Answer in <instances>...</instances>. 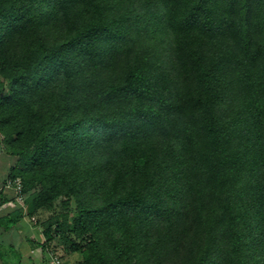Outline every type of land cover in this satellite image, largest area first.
Returning a JSON list of instances; mask_svg holds the SVG:
<instances>
[{
	"label": "trees",
	"instance_id": "16d2710c",
	"mask_svg": "<svg viewBox=\"0 0 264 264\" xmlns=\"http://www.w3.org/2000/svg\"><path fill=\"white\" fill-rule=\"evenodd\" d=\"M0 139L4 232L47 211L74 264H264V0H0Z\"/></svg>",
	"mask_w": 264,
	"mask_h": 264
},
{
	"label": "rangeland",
	"instance_id": "374dc122",
	"mask_svg": "<svg viewBox=\"0 0 264 264\" xmlns=\"http://www.w3.org/2000/svg\"><path fill=\"white\" fill-rule=\"evenodd\" d=\"M5 149H6V146L2 143V141L0 139V185L2 183V186L0 188V189H2L0 191V195L3 196L4 194H6V196L8 195V197L10 199L12 197H14L13 199L17 200V198L18 199L20 198L18 193H16L11 187H6L9 184V181L14 180V179H11L8 175H9L11 167L13 166V162L15 161V159L12 158L11 156H9L6 153ZM3 179H5V180H3ZM4 182H8L7 185L4 186V184H6ZM22 203L23 202L19 199V204L22 205ZM19 204H17V205H19ZM14 207L15 206H12L11 204H9L7 206H3L2 209L14 208ZM58 207H59V204H58ZM56 211L60 212L61 209L57 208ZM50 216H51L50 212L44 211V212L39 213L33 219L26 217L25 222H26L27 226H29V229H25V228L20 229L21 234H19L20 236H18V238H15V240L20 241L21 239H23L27 235V231L29 230V236L31 237V240L33 242L39 241V239H40L39 237H42L41 233L43 230L42 227L40 226L41 222L46 221ZM45 242L46 241H44L43 244H45ZM27 245L28 244L26 243V247H27ZM43 251L46 254V258H45L46 261L42 260V259L37 260V261H39V264H54L55 260L60 261L61 264H68V263L72 264L75 261L79 260L77 255L71 256V255H66L65 253H63L61 246L57 245V242H53L50 245L45 246V248H43ZM31 264H34V263H31Z\"/></svg>",
	"mask_w": 264,
	"mask_h": 264
},
{
	"label": "crops",
	"instance_id": "0c3cea01",
	"mask_svg": "<svg viewBox=\"0 0 264 264\" xmlns=\"http://www.w3.org/2000/svg\"><path fill=\"white\" fill-rule=\"evenodd\" d=\"M15 162V161H14ZM13 162V165H14ZM5 180V179H3ZM2 186V183L0 185V188ZM5 186V184H4ZM2 189H0L1 191ZM3 197H8V195L6 196V194H4L3 196L0 195V198ZM2 198L0 199V217H3L7 214L12 213L13 211H15L16 209H18L17 205V201L16 199H13L14 197H12L11 199L9 198L8 202L2 204ZM11 204L12 206H15L14 208H4L2 209L3 206H7ZM31 227V226H30ZM29 229V226H27L26 222H25V218L13 229H11L8 232H4L2 228H0V245L3 247H13L15 249L16 252H19V254L22 257V264H39V261L37 260H45L46 258V254L43 251V243L45 240L44 235L41 233L42 237H39V241L33 242L31 240V237L29 236V230L27 231V235L21 239L20 241L15 240V238H18V236H20V229ZM43 238V239H42ZM26 243L28 244L26 247ZM42 248V249H41ZM28 258V259H27ZM46 261V260H45ZM0 264H3L0 260ZM55 264V263H54ZM70 264V263H68ZM74 264V263H72Z\"/></svg>",
	"mask_w": 264,
	"mask_h": 264
},
{
	"label": "built area",
	"instance_id": "2783aa9c",
	"mask_svg": "<svg viewBox=\"0 0 264 264\" xmlns=\"http://www.w3.org/2000/svg\"><path fill=\"white\" fill-rule=\"evenodd\" d=\"M8 182H6L5 185H7ZM6 187H11L16 193H18L19 195V199L23 202L22 205L19 204V199L17 198V203L19 204V206L21 207H24V203H25V200H26V195L22 194V184H21V181L20 179H14L12 181H9V184L6 186ZM17 190V191H16ZM55 264H61L60 261L58 260H55Z\"/></svg>",
	"mask_w": 264,
	"mask_h": 264
}]
</instances>
